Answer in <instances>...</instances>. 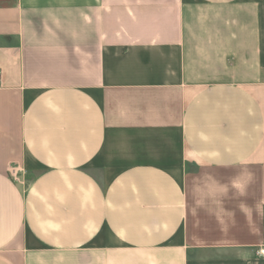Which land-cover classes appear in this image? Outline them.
<instances>
[{
  "label": "crops",
  "instance_id": "1",
  "mask_svg": "<svg viewBox=\"0 0 264 264\" xmlns=\"http://www.w3.org/2000/svg\"><path fill=\"white\" fill-rule=\"evenodd\" d=\"M0 264H264V0H0Z\"/></svg>",
  "mask_w": 264,
  "mask_h": 264
},
{
  "label": "rangeland",
  "instance_id": "2",
  "mask_svg": "<svg viewBox=\"0 0 264 264\" xmlns=\"http://www.w3.org/2000/svg\"><path fill=\"white\" fill-rule=\"evenodd\" d=\"M191 165H193L192 163H190L189 167H192Z\"/></svg>",
  "mask_w": 264,
  "mask_h": 264
}]
</instances>
